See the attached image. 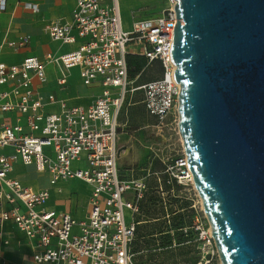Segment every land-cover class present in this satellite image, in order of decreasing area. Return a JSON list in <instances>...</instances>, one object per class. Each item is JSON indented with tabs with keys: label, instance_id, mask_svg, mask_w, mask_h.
Segmentation results:
<instances>
[{
	"label": "built area",
	"instance_id": "1",
	"mask_svg": "<svg viewBox=\"0 0 264 264\" xmlns=\"http://www.w3.org/2000/svg\"><path fill=\"white\" fill-rule=\"evenodd\" d=\"M7 2L0 0V11L7 9ZM169 3L159 15L132 13L127 27L121 0H76L71 22L45 25L53 40L79 42L63 54L49 52L43 58L27 55L8 61L3 58L4 51L20 52L29 45L30 36L0 42V222L12 221L35 242L37 262L135 264L134 242L141 223L138 216L151 171L147 168V173L139 175L134 168H120L119 135L134 95L142 91V103L156 119L159 134L166 141L181 137V88L171 55L175 1ZM25 6L39 11L35 4ZM133 45L139 46L137 53L149 62H158V78L139 83L141 74L129 76L127 54ZM48 64L58 67L57 82L63 87L68 83L67 71L79 68L84 85L100 87L94 101L70 105L54 93L41 94L34 81L46 80ZM54 104L59 110L48 109ZM19 162L47 172L51 186L74 178L88 183L87 218L77 220L69 212L48 208L51 190L24 184L15 175ZM154 175L160 193L175 192L177 198L189 201L192 227L211 243L213 237L210 227L206 228L184 148L168 156L165 168ZM173 213L166 211L168 224Z\"/></svg>",
	"mask_w": 264,
	"mask_h": 264
},
{
	"label": "water",
	"instance_id": "2",
	"mask_svg": "<svg viewBox=\"0 0 264 264\" xmlns=\"http://www.w3.org/2000/svg\"><path fill=\"white\" fill-rule=\"evenodd\" d=\"M179 129L222 264H264V0H174Z\"/></svg>",
	"mask_w": 264,
	"mask_h": 264
},
{
	"label": "rangeland",
	"instance_id": "3",
	"mask_svg": "<svg viewBox=\"0 0 264 264\" xmlns=\"http://www.w3.org/2000/svg\"><path fill=\"white\" fill-rule=\"evenodd\" d=\"M168 6L169 0H121L127 27L130 26L131 15L135 10L143 16H154L162 13ZM159 76L158 63L148 62L138 82L144 83ZM72 79L74 87L78 81L77 70L72 71ZM80 89L84 90L82 87ZM142 98L143 92H136L134 100L138 103L130 108L128 118L122 119L127 124L120 129L119 142L129 149L121 152V169L134 168L139 175L147 173V168L151 171V175L147 177L148 189L138 216L142 222L134 242L135 264H222L214 239L208 243L192 227L194 219L189 201L177 198L175 192L162 194L157 189L158 181L154 173L162 171L168 156L181 151L184 146L181 137L166 141L159 134L155 126L156 119L147 113L144 104L140 102ZM23 178L34 185H48L47 174L34 172L24 175ZM69 188L81 195L88 190V186L77 179L69 181ZM177 191L176 189V193ZM166 211L174 212L171 224L165 218ZM74 215L79 219L84 211L78 210ZM204 220L206 228H209L206 216Z\"/></svg>",
	"mask_w": 264,
	"mask_h": 264
},
{
	"label": "crops",
	"instance_id": "4",
	"mask_svg": "<svg viewBox=\"0 0 264 264\" xmlns=\"http://www.w3.org/2000/svg\"><path fill=\"white\" fill-rule=\"evenodd\" d=\"M25 3L37 5L39 11L35 12L27 8ZM75 6L76 0H8L7 9L5 11H0V42L5 39H17L27 34L30 36V43L17 53L10 49H6L3 53V58L8 61H18L27 55H37L43 58L45 54L49 52L63 54L75 49L79 42L75 44H66L53 40L45 30V25L50 22H71ZM134 12H136V10ZM138 49L139 46L137 45L130 46L131 53H137ZM73 70H77L78 73V81L74 87H72ZM46 71V80L39 81L36 79L34 81L35 87L44 96H47L49 93H54L58 98L65 99L70 105H88L94 101L100 91L99 86L90 87L83 84L79 68L77 67L67 71L69 76L68 83L64 87L60 86L57 82L60 71L56 65L48 64ZM81 87L84 88V90L80 89ZM140 102L142 103V100ZM137 103L138 102L134 100L131 106H129L127 111L128 114L130 108ZM48 109L59 110V107L54 104L48 106ZM128 114L126 118H128ZM122 124L123 127H125L127 122L122 121ZM120 146L122 147L121 152L129 150L126 149L127 147L123 144H120ZM20 168L23 170L20 171ZM122 170L126 171L128 169ZM34 172L47 174L48 185L45 187L34 185L23 178L24 175ZM15 175L24 184L30 185L36 189L49 188L51 194L47 204L48 208L56 209L60 212H69L74 217V213L78 210H82L84 211V215L77 220H85L87 218L90 209L88 201L91 195V186L88 183L77 179L88 186L87 192L83 195L69 188V181L73 179L60 181L56 186H51L50 175L47 172H38L33 165H25L20 162L15 166ZM59 188L61 191L58 190ZM66 204H68V207ZM5 207H7V205H5ZM0 233L2 234L0 239V264H63L60 262H37L34 259V254L38 251L35 242L29 239L24 232L20 231L12 221L0 222Z\"/></svg>",
	"mask_w": 264,
	"mask_h": 264
},
{
	"label": "trees",
	"instance_id": "5",
	"mask_svg": "<svg viewBox=\"0 0 264 264\" xmlns=\"http://www.w3.org/2000/svg\"><path fill=\"white\" fill-rule=\"evenodd\" d=\"M148 62H149L148 58L143 54L128 53L127 63L129 67V76L131 78H135L138 74L142 75V73L144 72L145 66L147 65ZM158 69L160 72L159 65H158ZM166 189H169V186H166Z\"/></svg>",
	"mask_w": 264,
	"mask_h": 264
},
{
	"label": "bare ground",
	"instance_id": "6",
	"mask_svg": "<svg viewBox=\"0 0 264 264\" xmlns=\"http://www.w3.org/2000/svg\"><path fill=\"white\" fill-rule=\"evenodd\" d=\"M210 232H211V228H210ZM211 235H212V233H211Z\"/></svg>",
	"mask_w": 264,
	"mask_h": 264
}]
</instances>
